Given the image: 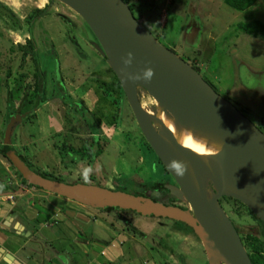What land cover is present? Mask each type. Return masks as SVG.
Returning a JSON list of instances; mask_svg holds the SVG:
<instances>
[{
    "label": "rangeland",
    "instance_id": "rangeland-1",
    "mask_svg": "<svg viewBox=\"0 0 264 264\" xmlns=\"http://www.w3.org/2000/svg\"><path fill=\"white\" fill-rule=\"evenodd\" d=\"M125 1L134 6L133 18L147 25L145 29L160 45L194 65L217 95L264 134V0H254L243 11L228 7L224 0ZM42 9L44 13L28 24L34 10ZM26 40L32 41L34 64L46 81L45 101L38 106L32 97L31 57L22 58L18 49L26 46ZM94 42L83 22L55 1L0 0V146L9 117L29 113L13 130L10 141L33 171L46 172L63 183L80 178L84 184L128 194L141 193L138 184L171 182L145 150L114 75L92 48ZM58 82L61 87L53 91ZM8 92L11 104L7 106L17 111L12 115L5 104ZM138 96L143 108L154 104L148 96ZM0 164L5 165L11 183H21L29 193L44 196L48 205L56 198L58 202L53 203L57 206L69 204L25 185L1 157ZM89 167L92 173L85 182L81 174ZM145 193L159 201L164 198L151 191ZM219 204L250 252L246 236L255 234L253 219L231 199L221 198ZM77 208L99 217L100 223L126 228L129 235H133L129 228H135L142 234H134L136 244L143 246L157 264H178V260H183L182 264H206L198 239L181 224L130 212ZM261 256L264 261V249Z\"/></svg>",
    "mask_w": 264,
    "mask_h": 264
},
{
    "label": "water",
    "instance_id": "water-1",
    "mask_svg": "<svg viewBox=\"0 0 264 264\" xmlns=\"http://www.w3.org/2000/svg\"><path fill=\"white\" fill-rule=\"evenodd\" d=\"M49 1L69 9L94 37L92 48L114 75L140 135L172 181L163 188L182 206L36 174L11 148L10 141L13 130L29 113L9 117L1 135L10 166L26 184L81 206L180 223L198 239L206 264H251L218 201H237L264 225V134L217 95L188 63L160 45L122 0ZM128 53H132V62L125 65ZM148 68L154 73L150 81L129 79V75L142 77ZM140 93L154 102L148 109L140 105ZM161 115L176 134L189 129L220 152L200 157L183 148L161 122ZM173 160L187 166L183 177L169 168ZM15 229L13 223L10 230Z\"/></svg>",
    "mask_w": 264,
    "mask_h": 264
},
{
    "label": "crops",
    "instance_id": "crops-1",
    "mask_svg": "<svg viewBox=\"0 0 264 264\" xmlns=\"http://www.w3.org/2000/svg\"><path fill=\"white\" fill-rule=\"evenodd\" d=\"M0 166V175L7 176H0V264H64L62 258L69 264H157L136 244L134 233L100 223L65 199L69 204L57 206L54 198L48 205L44 196L11 183L5 165Z\"/></svg>",
    "mask_w": 264,
    "mask_h": 264
},
{
    "label": "trees",
    "instance_id": "trees-1",
    "mask_svg": "<svg viewBox=\"0 0 264 264\" xmlns=\"http://www.w3.org/2000/svg\"><path fill=\"white\" fill-rule=\"evenodd\" d=\"M126 5H127V7H128V9H129V11H130V13L132 14L133 13V8H134V6H132V5H129V4H127V2L125 1V0H122ZM51 2V1H50ZM224 2H225V4L228 6V7H230V8H233V9H235V10H238V11H243V10H245V9H247L248 7H250V6H252V4L254 3V0H224ZM52 3V2H51ZM44 11L45 10H34V12H33V14L31 15V16H29L28 17V21H27V23L29 24V23H31V21L33 20V19H35V18H37V17H39V16H41V14H43L44 13ZM135 19V18H134ZM136 20V19H135ZM141 26H143L144 28H147V25H141ZM155 39V38H154ZM156 40V39H155ZM27 42H26V46H20L18 49L21 51V57L22 58H24L26 55H29L30 57H31V61H32V64H33V67H34V87H33V96L32 97H34V99H36L37 101H36V103H35V105H39V103L41 104V103H44V95H45V89H46V81L45 80H43V78H42V74H41V72H40V67L38 66V65H35L34 64V62H35V53L36 52H34V46H33V44H32V41L31 40H26ZM169 50V49H168ZM171 51V50H170ZM195 71H196V69H195V67H194V65H191V64H189ZM115 82H116V86H117V88L119 89V92H120V94L121 95H123L122 94V92H121V90H120V88H119V85H118V82L116 81V79H115ZM59 86H60V83L58 82V83H56V84H54L53 85V91L55 90L54 88H59ZM61 87V86H60ZM59 90V89H58ZM10 97H11V93L10 92H8V94H7V102L5 103L6 104V109L8 108V109H11V112L9 113V115L11 114L12 115V113H15V112H17V111H13V109H12V107H9V106H7V105H10L11 104V100H10ZM123 97V96H122ZM23 102H25V101H23ZM21 105V111L22 110H26V108H24V106H23V103H21L20 104ZM37 105V106H38ZM7 109V110H8ZM22 112H24V111H22ZM8 115V116H9ZM143 145H144V147H145V150L147 151V152H149L150 154H152V156H154L153 155V153L151 152V150L149 149V147L147 146V144L144 142L143 143ZM11 148L13 149L14 147L12 146V144H11ZM18 156L29 166V168L31 169V166L29 165V163L25 160V158H23L22 156H20L19 154H18ZM0 157L2 158V159H4L5 161H6V163H8V165H10L9 164V162L7 161V159L4 157V147L3 146H0ZM154 158V162L155 163H158V165L162 168V166L159 164V162H158V160H157V158H155V156L153 157ZM32 170V169H31ZM33 171V170H32ZM162 171H163V173H164V175L166 176L167 175V173L165 172V170L162 168ZM33 172H35L36 174H38V175H40L41 177H43V178H47V179H51V180H53V181H57V182H63V181H61L59 178H54V177H52V176H50L49 177V175H47V174H45L44 172H37V171H33ZM22 181V180H21ZM23 182V181H22ZM75 182H82L81 181V179L79 178H76L75 179ZM24 183V182H23ZM166 182H160V181H153V182H149V183H146V184H138L139 186H140V188L142 189L141 190V193H137V192H133L132 194L133 195H136V196H144V197H148V198H150L151 200H153V201H159V199H156V197H153V195L150 197V196H148V195H146V191H151V192H153V193H156V194H159V195H162V196H166L167 195V192H166V190L163 188V184H165ZM118 191V190H117ZM162 203L163 204H165V205H172V206H181V205H177V203H176V201L174 200V199H172V198H169L168 197V199L166 200H162ZM104 212H117L115 209H105V210H103ZM120 212H125V211H120ZM174 223V225H175V223L176 222H173ZM178 224H180V223H178ZM182 225V224H181ZM259 230H260V233H261V237H263V239H264V226L261 224V223H259ZM184 226V225H183ZM186 230H188L189 232H191L190 231V229L189 228H187L186 226L184 227ZM130 230H131V232L132 233H134V234H138V236H141L142 234L140 233V232H137V230L135 229V228H133V227H130L129 228ZM261 230H262V232H261ZM192 233V232H191ZM247 237V241H248V247H249V249H250V252H249V254L247 255L248 256V258H249V261H250V263L251 264H263V256H261V250L262 249H264V242L262 243V241H259L258 239H257V236H252L251 234L250 235H247L246 236ZM264 241V240H263ZM247 245V244H246Z\"/></svg>",
    "mask_w": 264,
    "mask_h": 264
},
{
    "label": "clouds",
    "instance_id": "clouds-1",
    "mask_svg": "<svg viewBox=\"0 0 264 264\" xmlns=\"http://www.w3.org/2000/svg\"><path fill=\"white\" fill-rule=\"evenodd\" d=\"M131 62H132V53H128V59L124 60V64L128 65V64H131ZM153 74H154L153 70L151 68H148L147 70L143 71L142 77L139 75H135V76L129 75V79L131 80L144 79L146 81H150L151 78L153 77ZM188 132L193 135L194 140L199 145L198 153L200 157H212V156H216L220 152V149L218 147H216L213 144H209L206 139L196 136L189 129H188ZM217 150L219 151L217 152ZM169 168L171 170H174L175 174L180 177H183L187 170V166L183 162H179L176 160L171 161V163L169 164ZM91 173H92L91 167L84 169L81 175L85 182H87L90 179ZM3 187L4 185H0V190H2ZM62 259H64V264H69V262L67 261V258H62Z\"/></svg>",
    "mask_w": 264,
    "mask_h": 264
},
{
    "label": "bare ground",
    "instance_id": "bare-ground-1",
    "mask_svg": "<svg viewBox=\"0 0 264 264\" xmlns=\"http://www.w3.org/2000/svg\"><path fill=\"white\" fill-rule=\"evenodd\" d=\"M148 113H149V111H148ZM160 120L166 126V128L171 132V134H173V136H175L177 138V141L180 144V146L190 150L194 154L199 155V153H198L199 145L196 143L194 138L188 132L182 131V132L176 134L172 124L170 122L166 121L162 115L160 116Z\"/></svg>",
    "mask_w": 264,
    "mask_h": 264
},
{
    "label": "flooded vegetation",
    "instance_id": "flooded-vegetation-1",
    "mask_svg": "<svg viewBox=\"0 0 264 264\" xmlns=\"http://www.w3.org/2000/svg\"><path fill=\"white\" fill-rule=\"evenodd\" d=\"M70 155H72V156H74L75 154H70ZM69 163V162H68ZM66 167V166H65ZM45 174H46V172H44ZM47 175H49V174H47ZM49 177H50V175H49ZM25 183V182H24ZM168 183H172V181L171 182H168ZM25 185H26V183H25ZM29 187V186H28ZM166 200L168 199V195H166V196H163ZM163 198V201L165 200ZM63 200H64V198H63ZM66 200V199H65ZM219 202V201H218ZM234 202H236L238 205H240L243 209H244V211L246 212V214H248V215H250L251 216V218L253 219V221L252 222H254V224H255V226H256V231H255V234H253V236L255 235V236H257V239L259 240V241H262V243L264 242L263 240V237H261V233H260V228H259V223H261V222H259L244 206H242L240 203H238L237 201H234ZM74 203V202H73ZM177 203V202H176ZM76 204V203H75ZM79 205V204H78ZM177 205H181V204H178L177 203ZM176 206V205H175ZM182 206V205H181ZM83 207V206H82ZM243 211V212H244ZM104 212V211H103ZM112 212V211H111ZM107 213H110V212H107ZM117 213H123L124 214V212H117ZM229 219V218H228ZM124 221V220H123ZM229 221H230V223H231V225H232V227L234 228V230H235V232H236V234H237V236H238V238H239V240H240V242H241V244H242V246H243V248H244V250L246 251V247H245V245L242 243V241H241V239H240V237H239V234H238V231H237V229H236V227H235V225H234V223L229 219ZM125 223H127L126 221H125ZM262 224V223H261ZM126 225H128V224H126ZM263 225V224H262ZM132 226V225H131ZM264 226V225H263ZM126 229V228H125ZM261 232H262V230H261ZM246 254L248 255L249 254V252H247L246 251ZM182 261V262H181ZM183 263V260H178V264H182Z\"/></svg>",
    "mask_w": 264,
    "mask_h": 264
}]
</instances>
